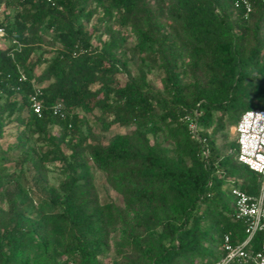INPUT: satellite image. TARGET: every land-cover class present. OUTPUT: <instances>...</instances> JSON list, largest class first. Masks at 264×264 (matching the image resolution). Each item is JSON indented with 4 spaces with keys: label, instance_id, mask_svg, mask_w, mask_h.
Masks as SVG:
<instances>
[{
    "label": "trees",
    "instance_id": "obj_1",
    "mask_svg": "<svg viewBox=\"0 0 264 264\" xmlns=\"http://www.w3.org/2000/svg\"><path fill=\"white\" fill-rule=\"evenodd\" d=\"M56 1L0 0V140L13 117L20 127L17 149L0 151V264H118L105 258L122 226L115 245L126 264L219 260L226 234L234 244L246 239L232 189L256 195L261 186L238 162L236 140L226 155L216 137L246 111L264 110V1ZM155 69L161 93L149 81ZM35 88L41 117L29 102ZM57 103L63 116L52 112ZM113 126L133 130L104 144ZM91 163L123 207L100 198ZM26 165L34 175L25 195L38 185L47 196L32 200V215L10 188ZM51 166L64 175L57 187L43 185ZM263 238L247 247L260 250Z\"/></svg>",
    "mask_w": 264,
    "mask_h": 264
},
{
    "label": "built area",
    "instance_id": "obj_2",
    "mask_svg": "<svg viewBox=\"0 0 264 264\" xmlns=\"http://www.w3.org/2000/svg\"><path fill=\"white\" fill-rule=\"evenodd\" d=\"M45 1L57 6L56 0ZM245 7L249 13L251 7L248 2L245 3ZM1 11L2 7L0 13ZM5 37L6 29L0 23V39ZM24 79L22 76L21 80ZM40 94V89L35 88L29 95L31 108L38 117L42 116L44 109ZM52 112L56 116H63L64 106L57 103L53 106ZM183 120L189 124L192 132L196 133L197 124L192 118L187 116ZM233 129L238 145L237 160L260 176L261 186L256 195L248 194L239 187L232 189V196L235 199L234 217L245 224L246 239L240 244H234L231 236L226 234L222 242L224 256L212 264H264V238L260 250L254 251L247 247L258 233L264 234V110L246 111Z\"/></svg>",
    "mask_w": 264,
    "mask_h": 264
},
{
    "label": "rangeland",
    "instance_id": "obj_3",
    "mask_svg": "<svg viewBox=\"0 0 264 264\" xmlns=\"http://www.w3.org/2000/svg\"><path fill=\"white\" fill-rule=\"evenodd\" d=\"M169 4H173L175 0H170ZM13 11L12 8L7 10V13L10 14ZM3 15V11L0 13V17ZM91 28V27H90ZM136 39L132 38L130 42L128 43V46H134L136 44ZM94 43H97V39H94ZM5 42H0V46H4ZM55 45L50 35L45 36V44L44 48L48 50L54 49ZM129 69L135 74L136 65L134 63H129ZM162 78L163 75L159 71V69L153 70L149 74V81L151 83L152 91L155 93H161L162 92ZM4 103V97L0 95V104ZM14 122V117L10 119V121L5 125L4 131L6 134V138L0 140V151H10L14 152L17 149V142L19 140V132L18 128H20L16 123ZM88 127L94 129V131L97 134H100V127L96 126L95 124H92L91 122L88 124ZM57 128L54 129V132H57ZM133 128H124L119 126H113L112 129L102 134L103 143L108 144L110 140L116 135V134H124L129 133L132 131ZM22 142L25 143V145L36 149L37 144L34 139L29 138H21ZM216 142L219 148L222 149L223 154L230 155L231 150L229 148L230 144L235 142V135H234V129L233 126L229 129V132L227 133L226 137L223 138L222 134H219L216 137ZM91 165V172L95 177V182L99 191V196L103 201L106 202H112L115 205L118 206H124L122 197L118 194L117 191H115L111 186L108 185L106 181V176L95 167L93 163ZM25 174L26 176L23 179L18 180L14 179L12 183L10 184V188L15 191L21 198H23L22 203L26 206L27 212L29 215H32L38 208V206H33L32 200L36 202L38 205H40L43 201L47 200V196L44 194L41 187L38 185H35V190L32 195V198L30 199L29 196L25 195L23 191H26V188L28 186H32L33 180L32 177L34 175V172L26 165L25 167ZM64 179V175L60 172V169L57 166H51L50 167V173L48 175V181L43 183V185L47 187H57ZM20 198V199H21ZM5 204L4 200L0 199V205ZM125 233V227L122 226L119 228L118 232L113 236V239L111 241V251L109 255L105 258V262H112V261H118V264H126L127 263V257L128 254L126 253H118L116 248V242L119 241L122 236Z\"/></svg>",
    "mask_w": 264,
    "mask_h": 264
}]
</instances>
